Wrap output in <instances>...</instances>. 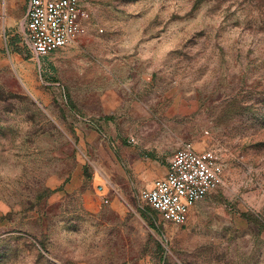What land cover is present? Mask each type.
<instances>
[{"label":"rangeland","instance_id":"rangeland-1","mask_svg":"<svg viewBox=\"0 0 264 264\" xmlns=\"http://www.w3.org/2000/svg\"><path fill=\"white\" fill-rule=\"evenodd\" d=\"M81 1L36 57L0 0V264H264V0ZM185 142L223 180L174 224L138 193Z\"/></svg>","mask_w":264,"mask_h":264},{"label":"built area","instance_id":"built-area-1","mask_svg":"<svg viewBox=\"0 0 264 264\" xmlns=\"http://www.w3.org/2000/svg\"><path fill=\"white\" fill-rule=\"evenodd\" d=\"M89 15L81 0H26L21 22L24 43L36 57L65 49L85 35ZM222 180L219 154L213 149L198 151L185 142L173 152L165 175L143 187L138 198L163 221L183 224ZM105 189V182L98 183L96 190L106 200Z\"/></svg>","mask_w":264,"mask_h":264},{"label":"crops","instance_id":"crops-1","mask_svg":"<svg viewBox=\"0 0 264 264\" xmlns=\"http://www.w3.org/2000/svg\"><path fill=\"white\" fill-rule=\"evenodd\" d=\"M26 7V6H25ZM25 12V11H24ZM24 16V15H23ZM23 19V18H22ZM170 159V158H169ZM169 161V160H168ZM168 165V164H167ZM166 171H167V166L164 168V170L162 171V172H159V171H157V172H154V173H152V174H150V175H147L146 176V180H150L145 186H147V185H149L154 179H156V178H159V177H162V176H164L165 175V173H166ZM144 186V187H145Z\"/></svg>","mask_w":264,"mask_h":264}]
</instances>
